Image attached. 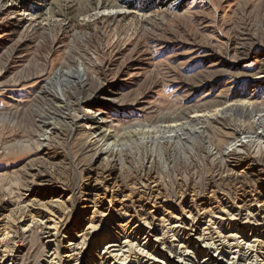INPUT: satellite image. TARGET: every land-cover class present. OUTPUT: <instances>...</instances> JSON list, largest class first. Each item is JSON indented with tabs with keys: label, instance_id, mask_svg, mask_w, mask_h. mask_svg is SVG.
Masks as SVG:
<instances>
[{
	"label": "rangeland",
	"instance_id": "374dc122",
	"mask_svg": "<svg viewBox=\"0 0 264 264\" xmlns=\"http://www.w3.org/2000/svg\"><path fill=\"white\" fill-rule=\"evenodd\" d=\"M263 102L264 0H0V214L15 218L41 199L47 178V190L64 194L60 228H69L88 176L107 172L131 211L153 180L176 214L264 200V173L246 168L264 162ZM228 104L239 107L213 111ZM95 111L100 130L82 118ZM205 111L215 118L196 115ZM188 118L178 133L164 127ZM227 149L241 160L225 161ZM122 220L121 240L139 247L145 235ZM20 229L4 247L18 246V264H40L44 233ZM263 237L254 264H264Z\"/></svg>",
	"mask_w": 264,
	"mask_h": 264
},
{
	"label": "bare ground",
	"instance_id": "6f19581e",
	"mask_svg": "<svg viewBox=\"0 0 264 264\" xmlns=\"http://www.w3.org/2000/svg\"><path fill=\"white\" fill-rule=\"evenodd\" d=\"M78 99L76 104L79 105L83 102V98ZM232 107L239 106L228 104L225 108L213 111L216 114L226 113ZM196 115L215 118V114L211 113L210 115L207 112ZM82 118L85 119V123L94 125L95 129L100 130L103 118L96 111L87 112L83 114ZM188 119L189 121L171 120L172 122L164 127L169 132L178 133L191 122L192 119ZM104 152L108 154L109 162L115 160L117 152L114 148L107 145ZM221 156L229 163L241 160L240 157H232L233 152H229L228 149L224 150ZM121 158L123 159V157ZM150 161L153 162V159ZM261 161L256 156L247 165L246 168L249 170V175L253 176L252 178L264 173V162L261 163ZM230 171L232 169H229ZM151 172L150 165L141 172V176L149 177ZM101 175L104 177L97 178L94 174L88 176V181L84 183V198L81 199L83 204L78 210L79 219L71 223L69 228L66 227L63 230L60 228V224L67 215V207L63 200L64 194L47 190V178L45 181H41L40 190L37 191L40 193V197L43 196L41 199L33 200L34 202L20 211L15 218L10 217L11 219H9L5 214H0V250H2L0 251V264H18V246L9 248V250L4 247L10 242L12 232L16 227H20L23 233L30 232L33 227H37L44 233V246L47 254L40 264H142L143 262L148 264H189L190 258H192V264H254L253 257L255 256L250 250L258 241L259 234L264 232V200L262 198L255 197L249 202H245L246 200L243 201L241 198V202L234 201V205L231 206L229 204L221 206V201L217 202L220 203V206L216 203L214 205L204 203L200 210H196L188 204L176 214L162 208L167 200H161L159 196L161 187L158 182L153 180L152 188L141 189L140 198H137L134 204L136 210L131 211L127 205L128 194L122 193L120 186L117 185L119 182L116 183L117 181L114 180L115 175L108 172ZM233 176L235 177V175ZM118 192L121 194L119 195ZM150 200L153 205L151 209L147 210L145 207ZM106 201L109 203L108 207H106ZM126 215L136 222L135 229L145 235V239L141 245L139 244V247L126 237L121 240V227L125 223L121 224L120 222ZM59 236L67 240L66 245L59 243ZM96 239L97 242L94 245ZM199 252L210 258L207 260L198 259ZM249 252L250 254H248Z\"/></svg>",
	"mask_w": 264,
	"mask_h": 264
}]
</instances>
